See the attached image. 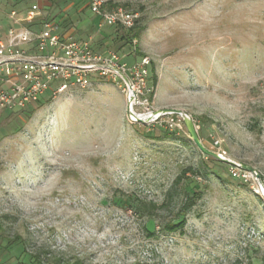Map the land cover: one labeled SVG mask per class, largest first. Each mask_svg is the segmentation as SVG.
Segmentation results:
<instances>
[{"label": "rangeland", "instance_id": "rangeland-1", "mask_svg": "<svg viewBox=\"0 0 264 264\" xmlns=\"http://www.w3.org/2000/svg\"><path fill=\"white\" fill-rule=\"evenodd\" d=\"M33 1L0 0L2 27ZM36 1L97 51L150 57L154 107L186 111L208 149L261 178L208 159L175 114L132 122L107 79L47 93L0 109V264H262L264 0H110L134 29L99 27L90 0Z\"/></svg>", "mask_w": 264, "mask_h": 264}, {"label": "built area", "instance_id": "built-area-1", "mask_svg": "<svg viewBox=\"0 0 264 264\" xmlns=\"http://www.w3.org/2000/svg\"><path fill=\"white\" fill-rule=\"evenodd\" d=\"M109 2L90 0L99 27H133L138 14L122 6L108 8ZM8 19L7 27L0 24V109H24L47 93L57 96L74 87L88 88L98 79H107L125 93L132 122L152 125L175 114L174 120L167 121L168 127L175 130L184 121L180 114L154 107L152 89L148 87L150 57L128 63L116 51H97L91 37L80 39L61 30L55 21L43 19L36 0L25 11L12 9ZM218 153L226 157L225 152ZM233 167L236 175L246 172Z\"/></svg>", "mask_w": 264, "mask_h": 264}, {"label": "water", "instance_id": "water-1", "mask_svg": "<svg viewBox=\"0 0 264 264\" xmlns=\"http://www.w3.org/2000/svg\"><path fill=\"white\" fill-rule=\"evenodd\" d=\"M163 111L165 112H173V113H176V114H180L182 117H183V120L186 124V127H187V130L192 138V140L195 142V144L197 145V147L205 154V155H209L211 157H214L215 159H218L222 162H225V163H228L232 166H236V167H239L243 170H246V171H250L252 172L258 179L261 178V175L255 170L253 169L252 167H249L247 165H243L235 160H232L228 157H224L222 156L221 154H219L218 152L216 151H213L211 149H208L201 141L200 137H199V134H198V131H197V128H196V125L194 123V120L192 118L191 115H189L186 111L184 110H181V109H175V108H172V109H164ZM137 121L141 122V123H145L146 121H143L141 119H138L137 118ZM260 188L262 190V194H263V197H264V184L263 183H260Z\"/></svg>", "mask_w": 264, "mask_h": 264}, {"label": "trees", "instance_id": "trees-1", "mask_svg": "<svg viewBox=\"0 0 264 264\" xmlns=\"http://www.w3.org/2000/svg\"><path fill=\"white\" fill-rule=\"evenodd\" d=\"M135 27H133L132 29H134ZM131 29V30H132ZM41 100V99H40ZM39 100V101H40ZM207 156V158L208 159H210V160H216L214 157H211V156H209V155H206ZM192 204H193V200H190V202L187 204V205H185L186 207H185V209H187V208H189V207H191L192 206ZM153 206H155V205H153ZM185 225V219H182L180 222H178V223H174L173 221H169L166 225H165V228L167 229V230H170V231H173V230H176L177 228H180V227H183ZM39 256L37 255L36 256V264H42V261L38 258ZM66 264H83V262L80 260V259H76L75 261H73V262H67ZM262 264H264V261H263V263Z\"/></svg>", "mask_w": 264, "mask_h": 264}]
</instances>
